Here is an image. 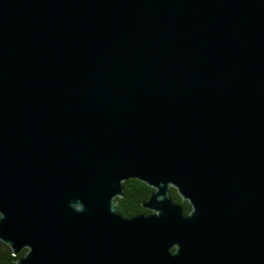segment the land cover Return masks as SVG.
Here are the masks:
<instances>
[{
    "label": "water",
    "instance_id": "1",
    "mask_svg": "<svg viewBox=\"0 0 264 264\" xmlns=\"http://www.w3.org/2000/svg\"><path fill=\"white\" fill-rule=\"evenodd\" d=\"M130 178L149 212L117 210ZM0 240L16 264H264V0H0Z\"/></svg>",
    "mask_w": 264,
    "mask_h": 264
},
{
    "label": "trees",
    "instance_id": "2",
    "mask_svg": "<svg viewBox=\"0 0 264 264\" xmlns=\"http://www.w3.org/2000/svg\"><path fill=\"white\" fill-rule=\"evenodd\" d=\"M123 187V194L116 197V208L121 214L131 216L141 212H149L142 207L141 202L145 201L153 190L150 186L136 178H130L123 181ZM170 195L174 201L181 204L185 213L190 211V204L183 200L172 187L170 188ZM25 251L26 249H22L16 256H13L9 246L0 240V264H16L15 259L21 257Z\"/></svg>",
    "mask_w": 264,
    "mask_h": 264
},
{
    "label": "flooded vegetation",
    "instance_id": "3",
    "mask_svg": "<svg viewBox=\"0 0 264 264\" xmlns=\"http://www.w3.org/2000/svg\"><path fill=\"white\" fill-rule=\"evenodd\" d=\"M171 253L176 251V245H172L169 250Z\"/></svg>",
    "mask_w": 264,
    "mask_h": 264
}]
</instances>
